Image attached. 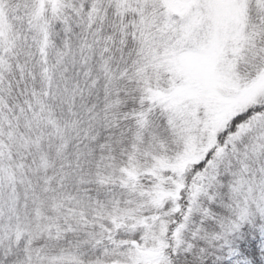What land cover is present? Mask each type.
Returning a JSON list of instances; mask_svg holds the SVG:
<instances>
[{
	"label": "snow or ice",
	"instance_id": "obj_1",
	"mask_svg": "<svg viewBox=\"0 0 264 264\" xmlns=\"http://www.w3.org/2000/svg\"><path fill=\"white\" fill-rule=\"evenodd\" d=\"M0 264H264V0H0Z\"/></svg>",
	"mask_w": 264,
	"mask_h": 264
}]
</instances>
